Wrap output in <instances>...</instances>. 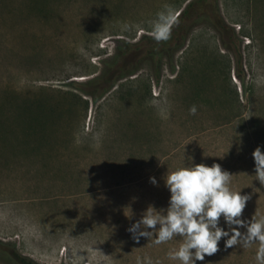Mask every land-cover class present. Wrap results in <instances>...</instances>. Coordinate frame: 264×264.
Masks as SVG:
<instances>
[{
    "label": "rangeland",
    "instance_id": "1",
    "mask_svg": "<svg viewBox=\"0 0 264 264\" xmlns=\"http://www.w3.org/2000/svg\"><path fill=\"white\" fill-rule=\"evenodd\" d=\"M187 1L0 0V264H179L167 252L180 237L127 229L167 208L168 169L191 163H219L250 195L242 218L264 215V0H216L226 31L198 20L153 59L151 22ZM124 65L139 70L97 102L71 86ZM255 251L222 238L197 264H256Z\"/></svg>",
    "mask_w": 264,
    "mask_h": 264
},
{
    "label": "clouds",
    "instance_id": "2",
    "mask_svg": "<svg viewBox=\"0 0 264 264\" xmlns=\"http://www.w3.org/2000/svg\"><path fill=\"white\" fill-rule=\"evenodd\" d=\"M172 15L170 8L156 14V19L151 22V34L155 39L167 38L166 29ZM190 112L195 114L196 107L192 106ZM252 155L255 178L264 185V151L261 146H257ZM188 159L192 160L191 157ZM233 176L215 162L211 165L191 163L171 171L168 169L164 177L170 192L167 208L158 210L150 204L127 230L133 239L146 237L153 245L180 237L178 247L167 252L168 258L179 264L203 261L205 255L211 256L218 251L222 238L225 248L238 245L247 249L255 245L256 264H264V215L255 212L251 219L242 218L250 195L231 187ZM151 180L156 183L155 178ZM137 264L160 262L144 256L137 259Z\"/></svg>",
    "mask_w": 264,
    "mask_h": 264
},
{
    "label": "trees",
    "instance_id": "3",
    "mask_svg": "<svg viewBox=\"0 0 264 264\" xmlns=\"http://www.w3.org/2000/svg\"><path fill=\"white\" fill-rule=\"evenodd\" d=\"M203 1L207 4L206 6H208L206 10L195 9V4L200 3L201 0L187 1L185 6L178 12L173 21L169 24V27L166 29L167 38L157 40L154 37H144V39L148 38L153 43H158L157 46H152L149 51L153 59H156L158 57L157 60H161L162 58L169 56L171 58V48L172 50L177 51L183 47L190 28L198 20L205 19L212 21L219 30H227L225 23L219 19V13L215 4L216 0ZM171 42L173 43L172 46ZM240 59L241 56L239 55V61ZM129 66L130 65H124L120 67V69H118V72L120 73H118L117 71V73L112 74L110 72H105L99 76L92 77L83 83L72 82L71 86L82 92L84 95L90 97L93 102H97L104 95H106L120 79L127 76H132L139 70L138 66ZM235 75L240 80L241 89L245 90L246 82L242 75V69L240 68L236 70ZM0 245H2L1 247L5 246L1 243ZM20 262L22 264H32L28 263L23 258L20 260Z\"/></svg>",
    "mask_w": 264,
    "mask_h": 264
}]
</instances>
